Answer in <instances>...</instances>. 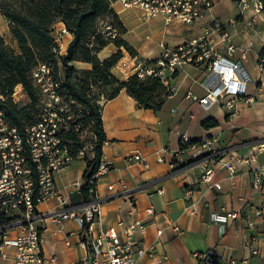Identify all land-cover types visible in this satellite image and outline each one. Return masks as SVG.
<instances>
[{
	"label": "crops",
	"instance_id": "1",
	"mask_svg": "<svg viewBox=\"0 0 264 264\" xmlns=\"http://www.w3.org/2000/svg\"><path fill=\"white\" fill-rule=\"evenodd\" d=\"M113 11L125 29L121 39L134 48L137 53L135 60L144 64L158 61L162 54L160 45L174 48L200 33L197 28L178 25L166 27L160 20L145 21L139 11L123 10L118 5L113 7ZM211 16L227 22L230 19L237 20L239 12L233 0H221ZM137 22L161 24L164 29L161 30L160 40L149 45L147 41L151 38L144 35ZM227 27L232 41L237 45L244 44L247 35L242 34L241 22L235 21ZM72 38V35L68 36L67 44ZM9 42L12 49H16L10 33ZM262 49L264 32L257 27L253 45L248 50V59L242 62L249 78L246 90L253 97V102L239 104L232 116L225 114L218 106L203 108L198 104V99L205 95L202 86L205 75L203 69L186 64L177 68V76L170 81L174 91L157 114L140 108L124 92L101 102L106 137L102 147V162L110 167L109 172L97 182V195L105 197L123 189L134 190L145 182L164 176L171 171L170 165L174 162L175 154H179L184 162H189L193 145L180 150L181 134H185L189 140H199L198 144L204 140L215 141L214 144L221 149L264 138V86H259V79H264V74L256 69ZM116 51L117 48L110 44L97 57L105 60ZM237 58L232 57V60L236 61ZM124 59L122 57L111 69L112 75L119 81L134 74L128 64L131 57L127 54L125 63L122 62ZM72 65L78 70L91 69L87 63L73 62ZM152 67L159 68L157 64ZM261 83L264 84V81ZM188 93L191 97H187ZM207 119L215 120L218 126L204 130L201 123ZM252 151L251 146H244L226 156L225 161L231 160L236 171L230 173L220 168L215 173L212 181L221 186L220 190L200 185L197 171L189 169L160 185L111 199L102 206L99 219L92 227L94 233L98 236L107 228L116 226L120 218L135 217L148 206H153L157 219L147 227L141 239L145 247L153 246L152 257L141 259L139 264H200L198 258L210 250L221 257L215 264H246L247 260L249 264H264L250 254L253 239L264 240V189L254 192L251 188V171L264 166V152L256 153L251 166L240 162ZM136 153L145 160L146 166L129 160ZM158 158L162 161L158 162ZM85 167L83 157L76 156L61 170L54 179L56 195L39 203L37 212L45 214L73 205L77 193L71 183L82 179ZM108 185H113L111 191ZM160 187L163 188V194L158 195L156 191ZM232 213L237 215L235 219L226 217ZM172 224L177 226L178 232L171 228ZM40 227L44 264H76L85 257V248L78 236L80 228L74 220L55 224L48 218L40 223ZM157 229L161 230L159 237L156 235Z\"/></svg>",
	"mask_w": 264,
	"mask_h": 264
},
{
	"label": "built area",
	"instance_id": "2",
	"mask_svg": "<svg viewBox=\"0 0 264 264\" xmlns=\"http://www.w3.org/2000/svg\"><path fill=\"white\" fill-rule=\"evenodd\" d=\"M221 0H108L110 8L115 5L121 9H133L140 12L145 21L160 20L168 27L178 25L185 28H197L200 33L187 42L170 48L160 45L162 54L156 62L158 69L140 61L129 60V66L138 78L152 76L160 80L167 88L169 95L174 91L170 85L173 73L182 65L201 68L204 72L202 86L205 95L198 99L203 108L218 106L228 116L237 112L241 103L250 104L253 97L247 93L249 78L242 62L248 59V50L253 45L256 35V22L264 24V0H236V8L242 25V34L247 35L244 44H235L227 26L233 24L234 19L227 22L211 16L214 8ZM234 2V0H233ZM105 40L114 41L119 33L109 20L102 19L96 28ZM71 35L62 22L54 23L50 28L53 42L52 51L59 59L66 54L67 38ZM12 49V47L10 46ZM15 49V48H14ZM238 56L236 61L232 57ZM256 69L264 74V60H257ZM32 79L39 91V102L42 113L38 114L37 123L27 127L23 133L9 125L6 116L0 110V263L2 264H44L41 248L40 223L51 219L55 224L67 220H74L79 228L78 234L81 244L85 248V257L76 264H139L145 257H152L153 246L145 247L141 239L147 227L155 223L157 212L153 206L145 208L141 214L132 218H120L116 226L94 233L92 227L99 219L102 206L120 195H127L138 189L157 186L179 173L195 169L199 175L200 185H209L216 190L221 186L212 181L220 168L230 173L236 171L231 160L225 161L229 154H233L244 146H251L252 152L240 162L249 166L255 160L256 153L264 152V138L242 143L228 148H218L212 140H204L193 145L190 149L191 160L184 162L179 154H175L171 163V171L164 176L145 182L134 190H125L105 197L97 195V182L109 172L110 165L101 162L95 174V190L92 198L80 204L57 208L45 214L38 213L36 206L56 195L55 176L65 169L72 161L66 142L62 134L68 130L69 123H73L76 132L79 126L72 120L71 107L61 97L63 76L60 71L55 73L49 66L39 64L32 71ZM264 79L260 78L261 83ZM19 86V91L17 87ZM14 88L10 100L17 104L23 97L21 86ZM187 97H191L188 93ZM180 143L185 145L189 139L185 134L179 136ZM92 148V147H91ZM80 149L77 157H83ZM130 161L146 166L145 160L138 154L129 157ZM162 159L158 158V162ZM83 179L71 183L78 193L84 185ZM108 190L113 185H108ZM251 188L254 192L264 189V166L253 168L251 171ZM163 194V188L156 191ZM226 217L235 219V213ZM224 220L223 217H217ZM215 219V217H214ZM171 228L178 232L175 225ZM156 235H161L157 229ZM66 245L69 246L68 241ZM250 254L264 263V240L253 239ZM205 264H215L220 256L210 250L201 255ZM166 259V255H164ZM249 264V260L246 261Z\"/></svg>",
	"mask_w": 264,
	"mask_h": 264
},
{
	"label": "trees",
	"instance_id": "3",
	"mask_svg": "<svg viewBox=\"0 0 264 264\" xmlns=\"http://www.w3.org/2000/svg\"><path fill=\"white\" fill-rule=\"evenodd\" d=\"M0 15L7 22L11 38L16 49L8 48L0 36V110L6 116L9 125L23 133L27 127L34 126L38 120L36 104L39 102V91L32 79V71L39 65L49 66L55 73L60 71L63 76L61 97L71 107L72 113L79 118L75 122L79 128L91 127L94 136L92 158L83 156L85 170L82 179L85 181L80 191L73 197L74 204L89 201L95 190L94 176L102 162V147L106 142L101 117V102L115 98L120 92L126 93L142 109L151 110L157 114L169 96V91L159 79L146 76L138 78L131 75L124 81L116 79L111 69L121 59L120 51L105 60H99L97 54L109 44L117 49H125L132 58L137 53L126 41L121 39L125 29L108 0H0ZM109 20L111 26L119 33V37L110 42L97 33L99 20ZM56 22H62L72 35L66 54L59 59L52 51L53 42L50 28ZM102 56V54L100 55ZM264 60V49L261 50L258 61ZM73 62L91 65V69L78 70ZM153 66L156 62H146ZM177 72L173 73L175 78ZM20 85L29 104L21 109L10 100L14 88ZM97 89V95L94 94ZM228 117V116H227ZM218 126L213 119L201 123V128L209 130ZM70 155L76 158L81 146L73 123L62 134ZM199 140H190L180 150L188 149L198 144ZM188 187L185 188L187 190ZM200 264H205L198 258Z\"/></svg>",
	"mask_w": 264,
	"mask_h": 264
},
{
	"label": "rangeland",
	"instance_id": "4",
	"mask_svg": "<svg viewBox=\"0 0 264 264\" xmlns=\"http://www.w3.org/2000/svg\"><path fill=\"white\" fill-rule=\"evenodd\" d=\"M236 0H234V4H235ZM236 5V4H235ZM236 13V12H235ZM217 18V17H216ZM237 21H241L240 18L238 17L237 18ZM140 23V22H137V24ZM256 24V27H259L261 29L262 32H264V24L262 23H255ZM8 28V25H7V22L3 19V17L0 15V36L4 39V41L6 42V46L8 48H10V42H9V30L7 29ZM140 30L144 31V35L147 34L149 35V37L151 38L150 41H147L149 45L153 44V43H157L159 40H160V35H161V30L164 29L162 27L161 24H153V23H140V27H139ZM185 34V32H184ZM110 45V44H109ZM115 47L114 44H111ZM12 47V46H11ZM120 51L121 53V56L124 57L125 59L122 61V62H126L127 61V54L129 55V53L123 49V48H120V49H117L116 52ZM115 52V53H116ZM130 56V55H129ZM121 57V58H122ZM131 57V60L132 61H135V58H132ZM121 60V59H120ZM119 60V61H120ZM261 84V85H259ZM257 85L259 86H264V84L262 83H259ZM256 85V86H257ZM21 90L23 91L22 87H21ZM17 91H19V89H17ZM94 94L97 95V89H94ZM29 100L27 98V96L24 94L23 92V97H21L19 99V102L16 104V107L18 109H21L25 106H27L29 104ZM213 107V106H211ZM35 110H37V114L39 113H42V104L40 102H38L35 106ZM72 120L74 122H79V118L75 117V115L72 113ZM80 127V126H79ZM77 136H78V139H79V144L81 146V149L83 150L84 155H87L88 158H92V146H93V142H94V136L91 132V127H87V128H79L78 132H77Z\"/></svg>",
	"mask_w": 264,
	"mask_h": 264
},
{
	"label": "bare ground",
	"instance_id": "5",
	"mask_svg": "<svg viewBox=\"0 0 264 264\" xmlns=\"http://www.w3.org/2000/svg\"><path fill=\"white\" fill-rule=\"evenodd\" d=\"M17 88L19 89V86Z\"/></svg>",
	"mask_w": 264,
	"mask_h": 264
}]
</instances>
